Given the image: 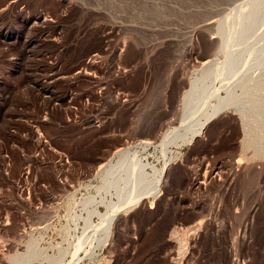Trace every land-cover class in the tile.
<instances>
[{
  "label": "rangeland",
  "instance_id": "rangeland-1",
  "mask_svg": "<svg viewBox=\"0 0 264 264\" xmlns=\"http://www.w3.org/2000/svg\"><path fill=\"white\" fill-rule=\"evenodd\" d=\"M262 71L264 0H0V264L33 244L35 264H264V161L242 150L235 108L205 133L193 121V96L235 103L228 88ZM145 144L178 167L166 201L109 240L106 208L90 230L87 213L71 221L72 198H98L101 169L129 151L128 171Z\"/></svg>",
  "mask_w": 264,
  "mask_h": 264
},
{
  "label": "bare ground",
  "instance_id": "bare-ground-1",
  "mask_svg": "<svg viewBox=\"0 0 264 264\" xmlns=\"http://www.w3.org/2000/svg\"><path fill=\"white\" fill-rule=\"evenodd\" d=\"M262 82H264V71L260 72L259 74H253L252 76H249L247 88L243 94H239L237 92V88H238L237 85H232L230 88H228V90L231 89V91L234 92L235 96L233 97L231 102L235 101V103H229L228 105L225 103L224 99L221 98V95L219 94V90H216L215 87H212L213 91L208 98L203 95H198L199 97L193 96V99L197 97L196 101L199 100L198 102L202 107V109L198 111L199 114H197L195 116L196 118L193 120V121L197 120V123L199 124L197 129L200 130L201 133L207 132L213 121L214 116L220 115V113L224 111H229L235 108V112L239 116L238 121L240 120L239 122L241 123V126L244 131V141L242 143L243 144L242 150L250 151L254 159H257L259 161H264V88L263 86H261ZM194 91H196V89ZM195 93L189 94V98H191L192 95ZM197 94L198 93H196L195 95ZM212 99H215L216 101H213ZM211 104H216V105H213L214 107H212ZM204 108H207L206 112H202ZM202 117H205L206 119L200 121ZM190 123L185 124L186 129H189L191 127ZM143 148H144L143 151L144 153H137L136 151L137 154L133 156L135 157L136 160L133 159V157L131 158L135 161H132L134 163L132 168L129 169L130 172H128L129 170L128 171L126 170L127 169L126 166L128 164L126 163V161L124 162V159L127 160L131 156V153L129 151L125 152L122 150H121L122 152L120 151L117 152L116 155V158L118 160L117 163L116 162L114 163V160L116 159L115 158L109 163H107V165L103 169H101V171L99 170L100 172L97 174V176L100 178V185L97 184L98 186L94 187L98 195V198L93 199L92 197H90L89 200L85 199V201L84 200L78 201L77 198H75L74 196L72 198L74 204L71 209L74 212L73 215L71 216V221H73L77 225L80 221H83V217H85L83 215L87 213L88 217L84 219L85 222L84 224L87 225V226L85 225L86 227L89 226V230H90L93 225L92 223L93 218L95 217L101 218L102 215L100 214L99 209L100 207H104L107 209L108 212V214L106 213L107 215H105L104 217L106 216L107 218L110 217L109 226L105 234L107 240H109L108 237L114 232L113 231L114 227L120 222H122L124 219H127V216L131 213V211L135 212L134 209H140L141 211H146L147 209H149L153 211L155 204L166 201L165 193H167L168 191L169 181H171V176L173 171L176 168L178 169V167H175L176 164L172 161V159L168 158L169 155L168 148L165 147L164 149V153H163L164 165L163 168L161 169H159L156 165L150 164V160H149L150 157L146 156L151 146L147 144L146 147ZM247 151H245V153ZM239 163L238 166L241 165V163L240 165ZM210 174L211 173H209L208 175ZM218 175H220V172L218 173ZM217 177H219L217 176V173L216 174L212 173L209 180L211 181V183H215ZM202 182H199L198 179L193 180L189 184V189L191 191H196V190L206 191V189H208L206 184L207 182L206 181L205 183ZM150 201L152 202L151 205L152 207L148 206ZM176 203L179 206L180 205L183 206L187 204V201L184 199H179L178 202ZM90 204H93L95 206L93 210L89 209V207L91 206L88 207V205ZM79 207L82 208L81 215L78 214L77 211V210H81L78 209ZM84 229L86 230L87 228L84 227ZM200 233L201 232L199 231L196 236L198 237V239L199 236L201 235ZM172 235L173 234L170 235L171 237H169L170 238L169 240L167 239L169 244L167 246H170V249H172L171 247L173 245L175 246V244L173 243H177L178 245L177 251L179 252V255H181L182 251L184 250V247H182V245H186V243L183 244V242L181 241L180 242L182 244L179 243L177 239L176 240L173 239L175 237V234L174 237H172ZM182 238L184 239V237ZM182 238L179 240H183ZM88 242H93V239H85L83 241V245L87 244ZM33 245L28 247L27 254L25 255L16 254L14 257H12L11 258L12 263L35 264L36 261L42 257L41 255L42 253H40L39 250ZM80 246L75 251L77 255L81 250ZM174 251H171V254L169 255V259L174 258L175 255ZM61 258H62L61 256L56 257L55 259H53L54 260L53 262L57 263L61 260ZM169 261H171L170 263L173 264L172 260ZM182 264H189L188 258H184ZM228 264H233V263L231 260H229Z\"/></svg>",
  "mask_w": 264,
  "mask_h": 264
}]
</instances>
